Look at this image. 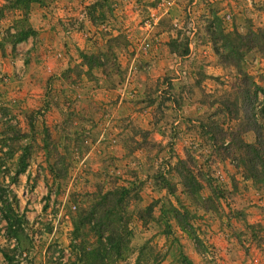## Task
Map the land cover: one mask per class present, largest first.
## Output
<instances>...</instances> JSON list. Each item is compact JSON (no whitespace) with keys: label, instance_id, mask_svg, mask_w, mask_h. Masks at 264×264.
I'll use <instances>...</instances> for the list:
<instances>
[{"label":"rangeland","instance_id":"rangeland-1","mask_svg":"<svg viewBox=\"0 0 264 264\" xmlns=\"http://www.w3.org/2000/svg\"><path fill=\"white\" fill-rule=\"evenodd\" d=\"M9 1L0 0V264L3 253L10 264H82L79 247L90 251L95 237L73 232L72 219L111 187L129 191L118 264H264V187L218 157L207 131L211 119L222 133L233 127L239 87L211 35L264 29V0H46L31 5L33 32L14 45L21 17ZM81 54L105 67L88 71ZM240 66L264 89V52L244 53ZM179 160L198 175L194 200L177 183ZM167 201L188 211L190 234L161 218Z\"/></svg>","mask_w":264,"mask_h":264},{"label":"trees","instance_id":"trees-1","mask_svg":"<svg viewBox=\"0 0 264 264\" xmlns=\"http://www.w3.org/2000/svg\"><path fill=\"white\" fill-rule=\"evenodd\" d=\"M46 0H11L9 8L11 11L20 13L21 19L17 21L19 29L9 33L11 44L19 43L32 34V30L25 28V16L31 5H41ZM8 7V6H7ZM212 52L219 65L223 68H231L238 81L237 98L238 107L231 104L227 108L226 116L235 123L229 131L221 132L213 119L209 120L207 131L211 137L213 147H216V155L221 159L234 160L236 165H241L245 176L251 179L253 184L264 187V132H263V108H255L258 95L264 104V89L256 86L241 69V59L244 53L249 51L264 52V29H249L244 34L233 32L231 35L218 33L212 37ZM215 42H219L216 46ZM181 55H184L181 54ZM81 64L88 71L93 68L103 69L105 63L97 55H80ZM260 120V121H258ZM217 133L218 137H214ZM147 134V132H145ZM250 134L251 142H244L243 135ZM226 137L227 140L216 144L219 139ZM66 168L53 167L51 175L53 178L62 177ZM21 168L18 172H21ZM174 175L182 192L190 200H194V195L200 190L201 184L198 175L194 174L188 160H179L174 167ZM163 188L170 195L174 194V186L168 181L162 180ZM211 191V189H210ZM212 192V191H211ZM129 191L124 187H111L105 192L98 190L91 196L90 203L86 207H79L72 219L71 225L73 232L81 231L85 228L95 237V247L90 251L79 249L82 253V264H118L124 260L128 252V230L126 219V198ZM75 201V200H73ZM166 210L161 211V218L167 213L171 215L172 220L185 234H190L186 229L188 227V211L182 207V213L171 205L166 203ZM79 205V204H78ZM148 210V208H147ZM165 211V212H164ZM165 218V217H164ZM75 236H77L75 234ZM7 263L10 264V257L3 253Z\"/></svg>","mask_w":264,"mask_h":264},{"label":"crops","instance_id":"crops-1","mask_svg":"<svg viewBox=\"0 0 264 264\" xmlns=\"http://www.w3.org/2000/svg\"><path fill=\"white\" fill-rule=\"evenodd\" d=\"M18 13V12H17ZM256 26L258 27H264V19H263V22L261 24H257ZM52 36V35H51ZM50 36V39H53L54 37H51ZM72 35H70L68 38H65V42H67L68 44H66L68 47H72L73 45H69V44H73V41H72ZM71 39V40H70ZM67 40V41H66Z\"/></svg>","mask_w":264,"mask_h":264}]
</instances>
